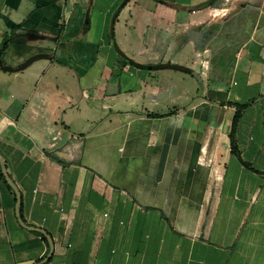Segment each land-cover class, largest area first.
<instances>
[{
  "label": "crops",
  "instance_id": "crops-1",
  "mask_svg": "<svg viewBox=\"0 0 264 264\" xmlns=\"http://www.w3.org/2000/svg\"><path fill=\"white\" fill-rule=\"evenodd\" d=\"M123 1L0 0V264H264V0Z\"/></svg>",
  "mask_w": 264,
  "mask_h": 264
},
{
  "label": "water",
  "instance_id": "water-1",
  "mask_svg": "<svg viewBox=\"0 0 264 264\" xmlns=\"http://www.w3.org/2000/svg\"><path fill=\"white\" fill-rule=\"evenodd\" d=\"M46 58H47V55H45V54H35V55L29 57L27 60H25L23 63H21L16 68H11V67H8V66H4L3 63H2V61H0V68L2 70H4V71H7V72H17V71H20V70L25 69L31 63H33V62H35V61H37L39 59H46ZM1 173H2V175H3V177H4L5 181H6L7 185L15 193V197H16V217H17V221H18L19 225L22 228H25L27 230H31V231L37 232V233L41 234L42 236H44L46 238V241H47V244H48V254H47L46 258L44 259V261L49 260V258L53 254V242L51 240V237L44 230H41V229H38V228H34V227L26 226V225H24L21 222V220L19 218V213H18V210H17V206H18L19 199H20L19 192H18L16 186L14 185V183L12 182V180L6 174L4 167H1Z\"/></svg>",
  "mask_w": 264,
  "mask_h": 264
},
{
  "label": "trees",
  "instance_id": "trees-1",
  "mask_svg": "<svg viewBox=\"0 0 264 264\" xmlns=\"http://www.w3.org/2000/svg\"><path fill=\"white\" fill-rule=\"evenodd\" d=\"M128 0H124L119 9L121 7H123L125 5V3L127 2ZM4 50H5V47L4 46H1L0 48V58H2L3 56V53H4ZM167 67H170L168 65H160V66H156V69H164V68H167ZM172 68H176V69H181L177 66H171ZM245 105H242V106H238L237 108V111L235 112V115L233 117V121H232V124H231V130H230V133H229V138H230V145H231V152L233 154H238L237 152V149H236V145H235V131H236V128H237V125H238V121H239V118H240V114H241V111L242 109L244 108ZM47 156L49 157L50 160H52L53 162H56L58 164H61L63 165V163L58 159L56 158L55 156L51 155V154H47ZM41 239L44 241V243L46 244V246L48 247V244H47V241H46V238L42 235H40Z\"/></svg>",
  "mask_w": 264,
  "mask_h": 264
}]
</instances>
